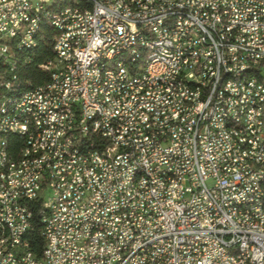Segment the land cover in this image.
Returning <instances> with one entry per match:
<instances>
[{
	"label": "built area",
	"instance_id": "1",
	"mask_svg": "<svg viewBox=\"0 0 264 264\" xmlns=\"http://www.w3.org/2000/svg\"><path fill=\"white\" fill-rule=\"evenodd\" d=\"M50 3L0 0V104L17 99L0 122V264H264V180L257 166H244V158L264 163V0H72L47 12ZM133 5L143 13H128ZM47 14H55L54 57L39 69L54 67L55 79L25 83L24 96L13 98L14 53L31 61L27 48ZM126 43L131 54L112 62ZM143 47L163 48L166 65L149 64L150 56L132 61ZM98 55H109V64ZM47 85L54 98H46ZM160 93L167 101L158 102ZM141 108L159 116H141ZM36 115L52 128L45 146H36L44 131ZM1 123L22 138L17 150L2 151ZM220 124L235 128L238 141L220 134ZM69 139L92 145L94 166ZM35 147H49L43 166L18 173ZM133 169L140 178L128 186ZM39 170H47L44 182H35ZM11 184L19 192H9ZM35 201L40 256L25 237Z\"/></svg>",
	"mask_w": 264,
	"mask_h": 264
},
{
	"label": "bare ground",
	"instance_id": "2",
	"mask_svg": "<svg viewBox=\"0 0 264 264\" xmlns=\"http://www.w3.org/2000/svg\"><path fill=\"white\" fill-rule=\"evenodd\" d=\"M72 0H56V3L46 4L47 12H55L58 10V6L70 5ZM128 13L140 14L143 13L142 5L128 6ZM55 14H47V18H38V25H36V33L41 25H47L54 30ZM36 40H33L27 50L35 47ZM133 51V43H126L124 49L114 50L112 55V62H120L123 59L124 54H131ZM22 51H16L14 53V62L11 66V75H14L15 84L13 88V98H22L25 93V87H21L18 83L15 70L17 67V54ZM149 57V64L166 65V57H164V49L158 47H143V50L132 54V61L145 62ZM25 63V58L22 60ZM97 63L109 64V55H98ZM49 68L50 78L55 79L54 67L45 66ZM246 79V70H239L237 73V81H244ZM143 92L147 93V98H156V91L152 90L151 85H143ZM135 94H142V87H135ZM180 94L179 86H171V96H178ZM55 97L54 85H47L46 98ZM167 101V93L158 94V102ZM15 106H17V99L2 98L0 104V122L2 117H5L9 112H15ZM137 109V100H129L128 110ZM141 116H159V109L141 108ZM24 117H31V110H24ZM108 121H115V112H108ZM37 127L44 128V131L35 135L36 146H45L46 142H49L52 138L51 125H47V118L43 115H36ZM2 131V151L7 150V139L9 136V124L1 123ZM59 134L61 136H68V127L59 126ZM220 134L227 135L231 141H238V131L235 128H230L228 124H220ZM116 136H124V129H116ZM219 130H211V138H218ZM69 147H80V152L85 153L87 166H94V150L91 144H83V139H69ZM49 155V147H35L27 150V159H25V152H20L18 159H25L22 165H17L18 173H29L32 166L34 168H41L43 166V159ZM244 166H257V171L260 175V180H264V163H258V159L244 158ZM47 177V170L36 171L35 182H44ZM140 178V169H133L126 171V182L128 186H136ZM0 183H4V176L0 174ZM9 192H19V184L9 185ZM259 208H264V200H259ZM5 228H9V231H16V224H12V221H5ZM45 245L43 247L41 255H44ZM35 255V254H34Z\"/></svg>",
	"mask_w": 264,
	"mask_h": 264
},
{
	"label": "trees",
	"instance_id": "3",
	"mask_svg": "<svg viewBox=\"0 0 264 264\" xmlns=\"http://www.w3.org/2000/svg\"><path fill=\"white\" fill-rule=\"evenodd\" d=\"M53 29L47 25H41L38 34L39 38L36 40L35 47L27 50V55H30L31 61L27 64L22 63L25 58V51L17 54V67L15 74L18 83L21 87H25V83L31 86L39 85L50 78V70L44 66V71L39 69V64L48 59H53L54 52L52 49V36ZM22 143V138L16 135H9L7 139V150H17ZM20 152H18L19 157ZM29 208L32 211L31 227L25 236L32 252L36 256H40L44 247V239L41 234V221H40V203L35 201L29 203Z\"/></svg>",
	"mask_w": 264,
	"mask_h": 264
}]
</instances>
